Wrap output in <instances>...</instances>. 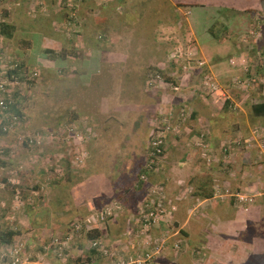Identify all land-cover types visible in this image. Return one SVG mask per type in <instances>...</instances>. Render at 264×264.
Here are the masks:
<instances>
[{"label":"crops","instance_id":"crops-1","mask_svg":"<svg viewBox=\"0 0 264 264\" xmlns=\"http://www.w3.org/2000/svg\"><path fill=\"white\" fill-rule=\"evenodd\" d=\"M50 1L52 0H47L48 3L44 0L39 2L28 0L29 13L32 11L31 15H33L41 2L48 6ZM169 1L173 4L174 23L172 17L170 19L159 14L154 35L150 38V42L154 40V45L156 43L158 51L163 48L165 56L161 59L148 53L145 56L146 61H141L140 58L125 53L126 46L117 39L118 31L115 29H109L107 38H104L106 36L102 33V28L107 26L104 8L111 10V7L106 6L107 3L97 0L95 4L93 1L98 5L97 9H93L89 0H67L66 5L71 8L66 9L65 22L70 24L67 26H70L71 31L79 33L80 38L70 45L80 54L67 55L64 62L56 58L50 65L56 68L61 65L68 67L70 72L69 78H66V81L68 80L66 87L70 86L69 82L79 84L70 91L66 90L67 104L72 111L70 113L73 119L82 117L88 121L92 120L93 124H101L106 115L111 113L120 117L124 111L122 108L128 109L130 104L135 105L137 111L129 112L131 125L128 128L119 127L118 130L114 127L120 135V144L112 158L115 161L122 157L123 161L131 160L132 164L133 160L138 161V169L135 170L133 180L135 182L136 179V183L128 190L136 194V197L132 206L126 205V200L121 202L123 212L125 210L131 212L142 196L143 189H138L137 174H144L150 184L160 185L163 189L164 206L167 209L173 208L169 216H165L167 217L165 221L159 222L158 226L151 229L152 236H158L160 233L169 235L159 258L161 264H264V203L261 201L264 192L258 191V182L246 183L244 179L245 175L250 174L247 171L254 169V166L242 167V164L236 163L237 167H235L232 164L234 157L239 156L240 151L242 160L252 165L258 163V159L263 157L256 153V143L259 144L256 141H264V137L251 140L249 131L248 138H243L246 134L239 132V129L244 127L243 123L247 122V119L242 117L227 119L228 112L221 108L220 104L223 100L220 95L229 96L233 91L231 88L233 85L229 83L228 78L234 74V69L229 68L227 62L222 61L224 58L221 53L225 50L224 45L217 39V35L215 36L208 29L213 23L219 22L217 19L221 18L220 13L223 11L241 9L244 5H249L252 0H177L181 6L174 5L175 0ZM60 6L59 13L62 11ZM39 9L38 16L50 15L44 6ZM193 9L211 12L210 23L201 17H205L207 12H200L201 16H199L197 12L193 14ZM83 10L87 16L82 14ZM90 13L93 17L92 23L86 18ZM185 18L184 27L182 21ZM49 19L51 22L56 18ZM50 22L49 25L39 20L36 22L38 28L31 33L36 45L31 47L44 49L49 45L47 44L49 38L45 37L44 32H48L45 28L50 26ZM37 33L40 34L39 44L36 42ZM203 33L206 35L204 36ZM93 34H96L95 39ZM213 39L219 40L218 46L210 45L209 42ZM57 43L53 42V49L56 47L55 44L61 45L60 41ZM12 44L14 47L19 46L14 40ZM189 47L194 49V58L203 62L202 66L197 68L194 64L185 61L183 53L185 55V50H189ZM16 49V55L25 64L26 50ZM172 51L178 52L173 63L169 62L167 57ZM34 61L37 62L36 65L42 66L46 63V58L39 51V54L31 60ZM187 63L188 68L183 70L182 65ZM153 67L168 76L167 84L178 86L176 91L168 88L169 85L158 86L152 90L146 88V79L150 68ZM204 77L215 82L219 90L215 93L205 92L201 83ZM106 80L112 83L106 84ZM18 102H22V99H18ZM182 107L186 112L190 110V115L187 112V115L180 119L176 117V110L179 111L183 109ZM170 109L173 113L174 132L167 134L157 166L154 169H147L145 155L149 133L157 122V115L161 118L163 113ZM144 123H147V131L140 138L141 134L137 135L133 131L132 124ZM126 129L131 132L128 137L124 131ZM235 130L239 133H235ZM181 132L188 136L184 139H175V135H180ZM238 144L241 146L237 147ZM239 148L242 149L238 150ZM104 159L108 157L104 155ZM98 171L97 175L90 173L83 182L71 187L72 192L69 193L75 207L72 206L70 209L84 207L89 209L103 204L93 200L98 194L107 193L106 182L103 179L106 173L101 169ZM6 177L11 180L8 175ZM93 177H96V183L92 182L95 181ZM25 178L26 176L22 177V180ZM226 185L230 186V196L223 194L225 189L228 191ZM5 188L0 189V208H6L9 200ZM122 190L119 188V192ZM199 193H211V196L201 197ZM236 194H249L253 197V201L249 204L239 203L236 201ZM23 205L27 209H39L32 201L30 204L24 202ZM43 210L47 211L45 208ZM127 214L118 215L111 221L112 223L110 222L111 226L109 225L111 228V231H108L109 236L112 238L118 236L115 239L117 240L114 252L116 255L131 253V250L126 249L127 243L134 237V230L126 239L127 242L123 235V230L127 227L125 217ZM22 216L25 218L18 219L13 214L5 218L8 222L12 221L9 222L10 224L26 221L32 229L35 226L36 230L43 223L39 222L42 220L36 214L33 218L25 213ZM177 234L183 236L186 243L185 245L179 243V248L174 250L170 243L177 241L175 239Z\"/></svg>","mask_w":264,"mask_h":264},{"label":"rangeland","instance_id":"rangeland-1","mask_svg":"<svg viewBox=\"0 0 264 264\" xmlns=\"http://www.w3.org/2000/svg\"><path fill=\"white\" fill-rule=\"evenodd\" d=\"M44 1L47 2V0ZM66 1H63V6L61 5L62 0H52L48 6L41 2L35 13L33 12V15H31L32 11L29 13L27 8L28 0H0V22L5 21L13 26L11 39L0 35L2 49L9 58L18 61L26 71H37L36 76L30 78H27L28 75L21 76L18 80L20 82L18 91L21 94L18 95V99L21 98L22 102H17L16 106L21 110L19 113L24 117L20 127L7 134H0V148L2 149L0 153V184L2 186H0V189L6 187L9 197L6 208H0V227L7 226L16 232L10 245L13 243L21 244L27 256L26 264H87L88 239L82 232H71V224L76 220H82L90 212V209L85 207L83 209H70L72 206L75 207L70 196L71 187L83 182L86 175L90 173L97 175L99 169L106 173L103 179L106 182L107 193H101L93 197V200L95 199L99 204L109 200L119 201L120 203L126 200V205L132 206L136 197V194H132L128 190L136 183V179L135 182L133 180L135 170L138 169V161L133 160L134 163L132 164L131 160L123 161L122 157L115 161L112 158L114 151L116 152L120 144V135L117 130L119 127L128 128L131 125L129 112L137 111L135 105L130 104L128 109L122 108L124 111L120 117L111 113L106 115L101 124H93L92 120L88 121L82 117L73 119L70 113L72 111L67 104L66 90L70 91L79 84L69 82L70 86L66 87L68 83L66 78H69L68 73L70 72L68 67L61 65L56 68L50 65L56 58L64 62L67 55L80 54L70 45L80 38L79 33L71 31L70 26H67L70 24L65 22L67 19L66 9L71 8L66 5ZM89 1L92 2V8L97 9V5H95L97 0ZM15 3L18 5H15ZM41 6L45 7L50 14L49 16H38ZM59 6L62 8L60 13ZM84 10L86 9L84 8ZM84 10L82 14L87 16ZM192 12L193 14L197 12L199 16H201L200 12H207L205 17H201L210 23L211 12L197 9H193ZM220 15L223 17L217 19L219 22L213 23L208 29L215 36L217 35V39L221 40L224 45L225 50L221 53L224 58L222 61L227 62L228 67L234 69V74L228 78L229 83L233 85L231 87L233 91L229 93V96H226V94L221 96L218 93L223 100L220 106L222 108L224 101L228 100L230 103L227 106L230 105L233 109L234 117L247 119V122L243 123L244 127L239 129V132L246 134L243 135V138L247 139L250 131V139H258L260 136L264 137V116L258 118L253 116L250 112V106L264 99V0H252L249 5L246 4L241 9L223 11ZM50 17L56 19L50 22ZM86 18L92 23L91 13ZM186 18L182 21L184 27ZM38 20L48 25L50 22V26L45 28V31L48 29V32H44L45 37L49 38L47 40L49 45L44 49L42 47H31L36 45L31 33L38 28L36 27ZM198 21H200V18ZM44 33H41V35ZM39 35L38 38L36 37L37 44L40 41ZM203 35L205 36L206 33H203ZM217 39L209 42L210 45L218 46L219 40ZM13 40L18 42V47H14ZM52 41L55 43L60 41L61 45L55 44L56 47L53 49ZM16 48L26 50L27 60L25 64L16 55ZM43 50H50L49 56L44 55L46 63L38 66L36 61L31 62L39 54V51L43 52ZM187 51L192 54L194 49L189 47V50H185V52ZM105 83L111 84L112 81L106 80ZM15 98L17 99V97ZM226 115L231 116L229 113ZM157 117L159 118L158 115ZM132 125L134 127L133 131L137 135L141 134L140 138H142L147 131V123ZM70 126L74 127L75 132H80L86 137L83 144H81L86 155L80 161L74 160L75 151L80 149L81 146L78 147L76 143L74 144L72 138L68 136L67 129ZM57 128L61 131L55 133L53 129ZM85 130L87 132L84 135ZM124 131L126 137L131 134L127 129ZM239 132L235 130V133ZM35 133L41 135L39 146H26L23 143L20 144L16 139L18 134L31 135ZM180 135H175V139H184L185 136H188L185 133ZM4 144L10 145L9 152ZM256 144V153L263 157L258 159V163L252 165L242 160V152L240 151L239 156L234 157L232 164L235 167H237L236 163L242 164V167L245 165L246 167L254 166V169L247 171L250 174L245 175L244 179L246 183L258 182V191L264 192V154L260 145ZM240 146L237 145V147ZM104 155L108 159H104ZM7 175L11 180L7 179ZM24 176L26 178L22 180ZM92 179H95L92 182L96 183V177ZM137 180L140 182L138 177ZM38 187H41V189ZM229 187L226 185L228 192H223L225 196L231 195ZM119 188L123 190L119 192ZM141 195H143V192ZM244 195L251 197L250 202H245V204L253 201L251 195ZM31 201L39 209L25 208L26 206L23 203L30 204ZM44 208L47 211H44ZM126 211H122V213L127 214L129 212ZM23 213L28 214L30 218H33L36 214L42 220L39 222L43 223L36 230L35 226L32 229L26 221H16L10 224L9 222L12 221L8 222V219L5 218V216H12V214L18 219L25 218V216H22ZM129 214L130 212L125 215L126 221ZM111 223L107 224V232L111 231ZM127 224L133 228L131 223L127 222ZM121 225L118 228L119 231ZM69 236L70 238H68ZM108 237L111 240L114 239V237L109 236V232ZM175 239L181 245L186 243L185 238L179 234L175 236ZM7 260V257L0 259V264H4Z\"/></svg>","mask_w":264,"mask_h":264},{"label":"built area","instance_id":"built-area-1","mask_svg":"<svg viewBox=\"0 0 264 264\" xmlns=\"http://www.w3.org/2000/svg\"><path fill=\"white\" fill-rule=\"evenodd\" d=\"M100 2H107L108 0H99ZM177 51H172L170 57L176 60ZM190 53V51L183 53L185 61L194 64L197 68L202 66L203 62ZM231 63L232 60H230ZM188 63L182 65V69L188 68ZM21 64L9 58L1 47L0 43V134H7L18 127H20L23 116L19 111L13 109L16 107L15 94L19 95L20 82L19 77L29 76L27 78L37 75L36 70L26 71ZM202 88L205 92L215 93L219 88L217 84L210 80L208 77H204L201 80ZM169 85L172 91H176L178 86L167 84L166 80L161 76L159 72H149L145 86L152 90L158 86ZM181 107V106H180ZM179 111L176 110L177 116L183 119L187 112L184 107ZM161 118L157 119L152 131L149 133V138L146 147V167L147 169H154L157 166L158 160L163 153L165 138L167 134L174 132L173 126V113L171 109L165 113ZM66 131V130H65ZM68 136L72 138V142L77 144L80 149L75 151L76 155L74 160L80 161L86 152L82 149L83 141L85 137L80 132H75L73 126L67 129ZM87 132L86 130L84 133ZM85 135V134H84ZM41 135L35 134H18L17 141L20 144L26 146H39ZM260 148L264 153V143H259ZM10 151V145H5ZM2 149L0 148V153ZM207 162H210L208 158H205ZM210 159V158H209ZM20 168V166H19ZM138 179L143 183V195L139 201L134 205L133 210L127 217V222L133 225L123 230L125 242L127 238L132 235L134 230V237L127 243L128 248L131 250L130 254L116 255L115 252V237L112 241L109 240L107 232V224L116 219L123 211L122 205L119 201H107L100 207L89 208L90 212L82 219L76 220L71 224V232L86 233L93 230H99V235L88 239V247L99 250L103 255V261L101 264H161L159 258L163 253V250L167 244L169 235L167 233H160L158 236H152L151 229L158 226L159 222L165 221L173 208H166L163 204V189L160 185L150 184L144 174H139ZM2 186V184H0ZM226 189L224 193H227ZM236 201L239 203L250 202L251 197H246L243 194H236ZM165 216H167L165 218ZM165 218V219H164ZM70 238V236L68 237ZM137 239V241H134ZM172 249L177 250L179 248L178 241H172L170 243ZM7 257L8 260L4 264H26L27 256L22 249L21 244L13 243L6 247L0 248V259Z\"/></svg>","mask_w":264,"mask_h":264},{"label":"trees","instance_id":"trees-1","mask_svg":"<svg viewBox=\"0 0 264 264\" xmlns=\"http://www.w3.org/2000/svg\"><path fill=\"white\" fill-rule=\"evenodd\" d=\"M104 3L108 4L106 5L107 7H111V10L104 8L106 13L105 20H107V26L102 28V33H104V35L106 36L104 38H107L109 29L113 28L118 31L117 39L125 44V53L127 52L129 56L131 55V57L140 58L141 61H146L145 56L148 53H152L157 58L163 59V56H165V51H163V48L158 51L156 49V43L154 45V40L150 42V38L154 35L153 31L155 28V24L159 21V14L168 16L170 19L171 17L173 18V4H171L169 0H108ZM174 5L181 6V3L175 0ZM12 30L13 26L11 24L5 21L0 22L1 36L10 38ZM100 36H102V34H100ZM137 47L139 48L136 49ZM42 53L47 57L49 56L48 53H50V50H43ZM167 57L168 61L173 63V57H170V54H167ZM20 66L22 67V65ZM23 69L25 68L23 67ZM150 69L151 70L149 72H159L166 81L169 79L168 76H166L160 69L154 67ZM174 84H176V81L174 82ZM14 96L17 97V99L15 98V101L18 102L19 96L17 94H15ZM228 103L230 102H228V100H225L222 108L223 110L228 111V113L231 115L230 117L227 116V119H230L234 117V111L230 107V105L227 106ZM13 109L21 112V110H19L17 106L13 107ZM187 112L190 115V110H187ZM250 112L257 118L260 116H264V99L252 104L250 106ZM53 131L55 133H58L61 131V129L57 128L53 129ZM261 137L262 136H260V138ZM262 143H264V141ZM1 163H3V161H1ZM143 186V184L138 182V189H143ZM200 195L201 197H208L211 196V193H201ZM261 201H263L264 203V198H262ZM15 234L16 232L7 226L0 227V248L10 245ZM84 234L86 235L87 239H91L98 236L100 233L99 230H93L91 233L86 232ZM88 249L89 250L86 251V263L101 264L104 257L100 253V251L90 247Z\"/></svg>","mask_w":264,"mask_h":264},{"label":"flooded vegetation","instance_id":"flooded-vegetation-1","mask_svg":"<svg viewBox=\"0 0 264 264\" xmlns=\"http://www.w3.org/2000/svg\"><path fill=\"white\" fill-rule=\"evenodd\" d=\"M263 228H264V226H263Z\"/></svg>","mask_w":264,"mask_h":264}]
</instances>
